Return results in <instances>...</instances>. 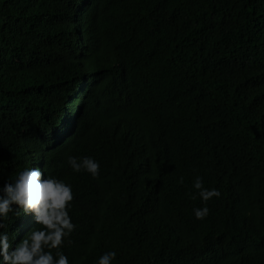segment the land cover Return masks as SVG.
<instances>
[{
  "label": "trees",
  "instance_id": "trees-1",
  "mask_svg": "<svg viewBox=\"0 0 264 264\" xmlns=\"http://www.w3.org/2000/svg\"><path fill=\"white\" fill-rule=\"evenodd\" d=\"M36 166L70 264H264V0H0V185Z\"/></svg>",
  "mask_w": 264,
  "mask_h": 264
},
{
  "label": "clouds",
  "instance_id": "clouds-1",
  "mask_svg": "<svg viewBox=\"0 0 264 264\" xmlns=\"http://www.w3.org/2000/svg\"><path fill=\"white\" fill-rule=\"evenodd\" d=\"M67 159L76 172L86 171L93 177L99 174L100 163L94 157L69 156ZM41 176V167H26L9 175L0 185V264H70L61 245L74 228L68 214L72 188L53 176L46 174L43 179ZM192 187L197 190L190 194L193 200L197 194L204 202L220 196L218 189L205 187L200 176L195 178ZM209 211L206 203L192 209L199 220L207 217ZM29 212L34 214V225L40 227H31L19 239L17 235L10 238V230L3 221L10 213L18 218ZM116 255L115 250L105 251L96 258L95 264H112Z\"/></svg>",
  "mask_w": 264,
  "mask_h": 264
}]
</instances>
